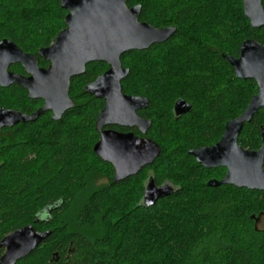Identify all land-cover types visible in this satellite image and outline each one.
Returning <instances> with one entry per match:
<instances>
[{
    "label": "trees",
    "instance_id": "trees-1",
    "mask_svg": "<svg viewBox=\"0 0 264 264\" xmlns=\"http://www.w3.org/2000/svg\"><path fill=\"white\" fill-rule=\"evenodd\" d=\"M126 3L141 6L139 21L175 29L167 42L121 56L129 71L121 85L124 93L150 100L153 140L161 150L152 165L153 180L156 185L170 180L177 190L146 208L141 203L146 173L121 187L96 184L112 176L110 165L93 153L103 103L83 89L108 66L91 63L71 80L74 107L60 120L46 113L34 123L2 130L0 241L57 205L48 221L34 224L51 231L49 237L17 264H264V232L254 219L264 214V192L207 187L208 177L221 179L224 169L198 178L200 168L187 154L216 143L225 124L257 93L255 81L237 79L222 55L238 57L247 39L264 45V27L250 26L241 0ZM66 14L60 0H0V41L8 39L36 55L65 28ZM9 69L24 74L20 65ZM177 99L192 110L174 120ZM41 105L18 85L0 87V108L30 115ZM262 126L264 109L244 125L238 144L258 150Z\"/></svg>",
    "mask_w": 264,
    "mask_h": 264
},
{
    "label": "water",
    "instance_id": "water-1",
    "mask_svg": "<svg viewBox=\"0 0 264 264\" xmlns=\"http://www.w3.org/2000/svg\"><path fill=\"white\" fill-rule=\"evenodd\" d=\"M126 1L60 0L61 9L67 12L65 28L50 46L40 49L37 55L23 52L8 39L0 41V87L18 85L27 91L28 99L43 101V106L30 115L0 108V131L19 123H34L46 112L52 113L53 121L59 120L74 107V101L69 97L71 79L84 75L86 66L94 62L108 66L105 73L84 88V93L105 100L95 122L96 130L99 132L108 125H138L141 130L149 126V122L136 115V110L147 107V101L122 94L121 82L129 71L122 67L121 56L162 44L173 37L175 29H157L139 21L141 6L128 7ZM241 1L250 26L263 28L262 0ZM222 57L232 67L237 79L255 81L258 91L246 109L226 123L217 144L190 150L188 154L205 168L226 169L222 180H210L207 187L233 186L264 192V126L260 128L259 150L244 149L237 143L244 125L264 109V45L247 39L241 44L238 57ZM39 59L49 62L48 67L40 68ZM17 64L22 66L27 77L9 70L10 66ZM190 110L189 104L183 100L175 103L176 115H184ZM160 152V147L153 141L111 130L100 132V139L93 147V153L99 159L113 165L115 182L153 164ZM174 193V188L158 187L150 179L143 194V206L152 207L158 200ZM50 234L51 231L37 232L29 225L6 235L0 241V249L4 250L0 264H15L36 250Z\"/></svg>",
    "mask_w": 264,
    "mask_h": 264
},
{
    "label": "flooded vegetation",
    "instance_id": "flooded-vegetation-1",
    "mask_svg": "<svg viewBox=\"0 0 264 264\" xmlns=\"http://www.w3.org/2000/svg\"><path fill=\"white\" fill-rule=\"evenodd\" d=\"M263 1V0H262ZM151 26V25H150ZM153 27V26H152ZM155 28V27H154ZM163 28H166V27H163ZM157 29H160V28H157ZM168 41V40H167ZM166 41V42H167ZM165 43V42H164ZM163 44V43H162ZM155 45H161V44H154V45H152L149 49H151L152 47H154ZM148 49V50H149ZM145 51V50H144ZM37 55V54H36ZM40 60H42V61H44L43 59H39V61ZM39 61H38V66L40 67V68H47L48 67V65H49V62H46V61H44V62H46L47 63V66L46 67H43V66H40L39 65ZM95 63V62H94ZM17 65H19V64H17ZM89 65V64H88ZM22 67V66H21ZM10 68V67H9ZM23 69V68H22ZM10 70V69H9ZM108 70V69H107ZM106 70V71H107ZM11 71V70H10ZM23 71H24V69H23ZM105 71V72H106ZM12 72V71H11ZM104 72V73H105ZM13 73H15V72H13ZM15 74H19V75H23V76H25V77H27V74L25 73V71H24V74H21V73H15ZM101 76V75H100ZM80 77V76H79ZM74 78H77V77H74ZM74 78H72V79H74ZM71 79V80H72ZM95 81V80H94ZM93 81V82H94ZM123 81V80H122ZM92 83V82H91ZM70 84H71V82H70ZM90 84V83H89ZM87 86V85H86ZM85 86V87H86ZM122 86V85H121ZM84 87V88H85ZM27 92V91H26ZM83 93H84V89H83ZM86 94V93H85ZM122 94L123 95H129V96H133V97H138V98H143V99H145L146 101H147V107H145V108H143V109H138V110H136V115L141 119V120H143V121H146V122H149V126L145 129V130H141V128L138 126V125H136V126H132V127H130V126H121V125H108V126H105V127H103L99 132L97 131V133H98V136H99V138H98V140L100 139V132H103V131H115V132H117L118 134H123V135H125V134H132L134 137H136V138H138V139H146V140H150V141H153L154 142V140H153V132H154V129H153V121H152V110L150 109V100L148 99V98H146L145 96H143V95H132V94H126V93H124L123 92V90H122ZM86 95H88V94H86ZM89 96H91V95H89ZM69 97L72 99V97L70 96V86H69ZM91 97H93V96H91ZM95 98V97H94ZM95 99H97V98H95ZM36 100H40V99H36ZM73 100V99H72ZM98 100H100V101H102V103H103V106H102V109L99 111V113L103 110V108H104V106H105V100L104 99H98ZM178 100H183V99H177L175 102H174V104H173V107H172V115H173V118H174V120H177V119H179V118H181V117H183V116H186L187 114H189L190 112H191V110H192V107H191V104L190 103H188L187 101H185V100H183V101H185L187 104H189V106H190V112H188V113H186V114H184V115H176V113H175V111H174V106H175V103L178 101ZM40 101H42V100H40ZM74 101V100H73ZM43 106V101H42V105L39 107V108H41ZM38 108V109H39ZM37 109V110H38ZM13 110V109H12ZM17 111V110H16ZM35 112V111H34ZM67 112V111H66ZM65 112V113H66ZM22 113V112H21ZM46 113H50V118L52 117V113L51 112H46ZM45 113V114H46ZM64 113V114H65ZM99 113H98V115H99ZM32 114V113H31ZM63 114V115H64ZM27 115V114H26ZM62 115V116H63ZM43 116V115H42ZM41 116V117H42ZM98 117V116H97ZM61 119V118H60ZM59 119V120H60ZM96 120H97V118H96ZM58 121V120H57ZM96 122V121H95ZM20 124V123H19ZM18 125V124H17ZM17 125H15V126H17ZM226 125V124H225ZM15 126H13V127H15ZM13 127H11V128H13ZM11 128H5V129H11ZM96 129V128H95ZM224 129H225V126H224ZM4 130V129H3ZM2 132V130L0 131V135L1 134H5V133H1ZM223 133H224V131H223ZM223 135V134H222ZM222 137V136H221ZM221 137H220V139H221ZM219 139V140H220ZM219 140L216 142V143H213V144H211V145H208V146H204V147H200V148H193V149H189L188 151H187V154H188V152L190 151V150H198V149H201V148H208V147H211V146H214L215 144H217L218 142H219ZM260 141H261V138H260ZM98 142V141H97ZM238 143V142H237ZM239 145V144H238ZM240 146V145H239ZM260 149V148H259ZM258 149V150H259ZM249 150V149H248ZM251 151H257V150H251ZM189 155V154H188ZM190 156V155H189ZM192 157V156H191ZM193 158V157H192ZM194 159V158H193ZM194 161L196 162V164H197V166L200 168V170L197 172L198 173V178H201L202 176H203V172H205V171H211V170H216V169H224V175L222 176V178L221 179H216V178H213V177H208V181H210V180H217V181H220V180H222L224 177H225V175H226V169L225 168H205L204 166H202L201 164H199V163H197V161L194 159ZM103 162H105V161H103ZM105 163H107V164H109L110 165V167H111V170H112V176L111 177H108V176H102V178L105 180V185H103L102 186V188H106V187H108L110 184H112V183H117L120 187L123 185V183L124 182H127V181H129L130 179L131 180H133L135 177H137L140 173H146V175L145 176H147L146 177V181L144 182V191H145V188H146V185L148 184V182H149V180L150 179H153V167H152V165L153 164H151V165H148V166H145V167H143L139 172H137L136 174H134V175H131V176H129V177H127V178H125L124 180H121V181H118V182H115L114 181V177H115V171H114V168H113V165L112 164H110V163H108V162H105ZM264 167V166H263ZM202 169H203V171H202ZM209 175H211V174H209ZM208 175V176H209ZM134 181V180H133ZM154 181V180H153ZM207 181V182H208ZM131 182V181H130ZM207 182H206V184H207ZM156 185V184H155ZM156 186H158V187H160V186H169V187H172V188H174V190L176 191L177 190V186L174 184V183H172L170 180H165L161 185H156ZM207 186V185H206ZM144 191H143V194H144ZM141 203H142V205H143V195H142V200H141ZM57 209V205H54V206H52V207H50L49 209H46L45 211H42V212H39L36 216H35V218H34V220H33V224H30V226H32L34 229H35V231H37V232H45V231H41V230H38V229H36L35 228V226H34V224H37V223H39V222H44V221H48V218H49V216H50V214H51V212L52 211H54V210H56ZM255 219V226L257 227V229H259V230H261V231H263L264 232V214L263 213H261V214H259L258 215V217L257 218H254ZM26 226H29V225H26ZM25 227V226H24ZM21 228H23V227H21ZM47 231V230H46ZM41 245V244H40ZM40 245L37 247V249L40 247ZM36 249V250H37ZM2 250V255H3V253H4V250L3 249H1ZM36 250H34L33 252H31L28 256H26L25 258H23V259H21V260H19V261H17L15 264H17L18 262H21V261H24L26 258H28L32 253H34ZM1 255V256H2Z\"/></svg>",
    "mask_w": 264,
    "mask_h": 264
},
{
    "label": "rangeland",
    "instance_id": "rangeland-1",
    "mask_svg": "<svg viewBox=\"0 0 264 264\" xmlns=\"http://www.w3.org/2000/svg\"><path fill=\"white\" fill-rule=\"evenodd\" d=\"M96 184L102 187L103 185H105V180L103 178H98L96 180Z\"/></svg>",
    "mask_w": 264,
    "mask_h": 264
}]
</instances>
